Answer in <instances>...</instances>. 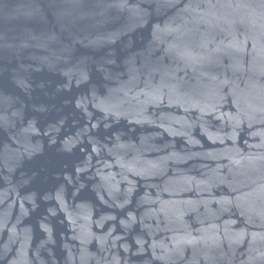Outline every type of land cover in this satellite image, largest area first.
<instances>
[{
  "label": "water",
  "instance_id": "obj_1",
  "mask_svg": "<svg viewBox=\"0 0 264 264\" xmlns=\"http://www.w3.org/2000/svg\"><path fill=\"white\" fill-rule=\"evenodd\" d=\"M0 264H264V0H0Z\"/></svg>",
  "mask_w": 264,
  "mask_h": 264
}]
</instances>
